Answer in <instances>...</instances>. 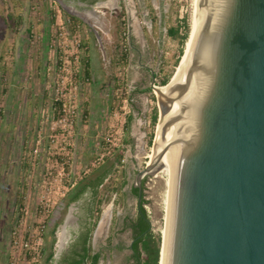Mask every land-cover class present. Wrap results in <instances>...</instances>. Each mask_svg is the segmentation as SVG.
Segmentation results:
<instances>
[{
  "label": "rangeland",
  "instance_id": "374dc122",
  "mask_svg": "<svg viewBox=\"0 0 264 264\" xmlns=\"http://www.w3.org/2000/svg\"><path fill=\"white\" fill-rule=\"evenodd\" d=\"M61 1L66 9L56 0H0V20L2 18L5 21L4 24L0 22L3 30L2 33L0 29V43L4 41L7 46L2 45L4 58L12 56L13 50L8 45L10 34L14 35L21 47L24 45L20 48L33 61L36 53H39L34 43L49 44L44 84L53 90L47 106L50 105L49 101L54 105L53 111H49V107L45 108L48 124L46 133H40L43 136L41 143L37 144L36 140L35 145L24 146L14 173L9 176L0 173V264H28L23 258L28 252L25 244L28 243L30 234H36L42 219L37 212L38 203H33L36 197L39 198V194L35 192L33 171L36 170L35 165L43 143L46 142L47 146V151L43 153L48 158L45 164L49 165H45V171L61 172L64 169L63 172L71 173L70 179H76L86 169H90L91 174L93 170L107 164V158H99L110 149L103 140L109 126L113 124L117 126L124 146L119 149L111 147L112 154L109 157L120 149H125L126 153L125 165L118 168L112 181L115 180L118 184L125 169L130 172L133 181L147 167L153 155L157 126L161 118L158 94L154 86L163 87L160 82L166 76L171 81L184 51L186 52V44L182 46L179 40L170 38L168 30L182 24L185 19L191 34L196 11V0H125L122 5L114 0L115 3L107 7H100L101 3H107L105 1L90 7L82 4L69 6L64 0ZM123 11L125 15L120 16ZM72 15L78 17L82 24L73 27ZM77 44L81 45L78 51ZM125 50L129 54L128 61L122 64L119 59ZM62 51L66 54H62ZM65 57L72 62L66 66L68 72L60 70ZM74 57L77 60L74 61ZM84 62H89V68ZM153 74L157 75L156 79L152 78ZM58 81L71 90L72 104L76 110L69 157L61 155L59 148L62 144L50 147L49 138L56 134L53 128H58V124L53 123L57 114L55 89ZM138 91L145 92H139L141 97L135 99L132 94ZM130 96L134 97L132 105L136 115L128 134L125 127L131 112ZM156 108L158 121L153 126L152 116ZM33 115L32 113V117ZM127 139H131L132 143H127ZM35 150H38V155ZM167 182L168 176L164 171L145 178L144 208L156 238H162L165 228ZM124 200L113 193L110 200L101 206V213L103 217L107 214L108 221L111 216L116 215L119 225L111 226L110 229L107 226L105 238L107 235L113 237L118 232L114 242L120 248L107 254L105 261L100 264H113L116 261L120 264H133L128 249L131 242L130 231L121 222L128 217L136 218L137 205L132 196L127 198L126 206ZM51 218L52 215L48 222H51ZM76 219L72 207L56 230L57 250L62 248L63 229L72 228ZM54 221L52 220V224ZM49 231L48 228L46 232ZM105 238L101 242H95L97 250L104 247ZM15 240L18 242L17 249L14 248ZM20 252L22 256L19 260L16 258ZM47 256L48 250L46 254L43 252L42 264H47Z\"/></svg>",
  "mask_w": 264,
  "mask_h": 264
},
{
  "label": "water",
  "instance_id": "95a60500",
  "mask_svg": "<svg viewBox=\"0 0 264 264\" xmlns=\"http://www.w3.org/2000/svg\"><path fill=\"white\" fill-rule=\"evenodd\" d=\"M184 56L137 176L141 200L145 176L171 171L159 264H264V0H199Z\"/></svg>",
  "mask_w": 264,
  "mask_h": 264
},
{
  "label": "crops",
  "instance_id": "0c3cea01",
  "mask_svg": "<svg viewBox=\"0 0 264 264\" xmlns=\"http://www.w3.org/2000/svg\"><path fill=\"white\" fill-rule=\"evenodd\" d=\"M1 21L4 24L5 21L2 18ZM2 24H0L1 28ZM5 27L9 29L8 26ZM1 31L3 33L2 29ZM2 45L7 48L4 41L0 43V173L9 176L14 173L15 168L17 170L16 165H18L24 146L26 144L35 145L37 136L40 133H46L48 123L46 122L45 108L49 107L48 110L53 111L54 105L49 101L48 104L50 105L47 106V101L50 100L49 97L53 96V90L52 87L49 89L44 84V71L47 66L46 53L49 44L44 42L42 44L34 43V47L39 52L34 56V61L31 59L32 57L23 52L21 48L24 45L21 47L14 39V35L10 34L8 39V45L13 50L11 54L13 57L4 58ZM38 54L40 55L38 56ZM29 75L30 77H28ZM139 92L132 94V96L138 99L141 97L138 94L145 91ZM132 96L129 97L131 98V112L128 120L131 118L133 121L136 114L133 112L132 99L134 97ZM32 113L34 114L33 117ZM109 117L110 115H108L107 120H109ZM45 151H47L46 142L41 147V153L35 165L37 167L33 171L35 192L39 194V198L42 195L49 197L56 205L54 208L56 209L70 189L88 176L91 171L86 169L76 179H70L71 173L67 172L63 182L59 183L56 172L53 170L45 171V163L48 161V158L44 157L46 153L43 154ZM50 173H52L53 178L49 175ZM54 178L55 182L53 181ZM45 179L46 181H43ZM39 198L36 197L33 203H38Z\"/></svg>",
  "mask_w": 264,
  "mask_h": 264
},
{
  "label": "trees",
  "instance_id": "16d2710c",
  "mask_svg": "<svg viewBox=\"0 0 264 264\" xmlns=\"http://www.w3.org/2000/svg\"><path fill=\"white\" fill-rule=\"evenodd\" d=\"M78 1L94 6L101 0ZM124 15V11L120 13V16ZM71 20L73 27L82 24L81 20L76 16H71ZM189 35L190 27L185 19L182 24L168 30V36L173 40H179L182 46L187 43ZM181 53H183V48L181 49ZM128 55L126 50L125 53L120 55L119 60L122 64L127 63ZM85 65L89 68V62H86ZM87 74H89L88 71ZM154 77L156 79L157 75H154ZM168 83L169 77L166 76L161 80L160 86L164 87ZM157 121L158 110L156 108L152 116V125H156ZM131 124L132 119L130 118L125 127V132L128 134ZM127 143H132L131 139H127ZM125 153V149H120L113 156L107 158L105 166L93 170L91 174L79 181L60 201L56 209H54L51 222L47 221L45 224L46 229L48 230L49 228L50 230L49 233L46 232V229L44 232L45 243L43 252L46 254L48 250L47 264H98L100 254L94 253L92 239L100 218L102 204L110 200L111 194L120 193L125 185V181L123 180L120 181V184L118 183L119 185L115 180V182L112 181V177L118 168L125 165ZM144 183L145 180L142 184ZM134 193L138 195L139 188H135ZM145 203L146 201L142 200L137 218L138 221L134 229L136 235L131 248L134 252L132 258L135 260V264H159L162 238L161 236L156 238L152 233L151 223L144 208ZM71 207L76 209L77 228L69 229L71 240L68 242L67 248L57 255L56 230L63 222ZM52 220H55L53 224Z\"/></svg>",
  "mask_w": 264,
  "mask_h": 264
},
{
  "label": "built area",
  "instance_id": "2783aa9c",
  "mask_svg": "<svg viewBox=\"0 0 264 264\" xmlns=\"http://www.w3.org/2000/svg\"><path fill=\"white\" fill-rule=\"evenodd\" d=\"M81 47L80 44H77V51ZM62 54H66L65 51H62ZM77 60V57H74ZM72 62L68 59V57H65L62 61V67H60V70L67 71L66 66H69ZM75 63V62H74ZM68 72V71H67ZM85 80L88 82V79ZM155 84V83H154ZM55 96H56V117L54 118V125L58 124V128H53L54 136H51L50 139V147H56L58 143L62 144V146L59 148V151L62 153L61 155H65L64 157H69L68 151L71 147V139L73 137V127H74V119H75V106L72 104V92L69 90L63 82L60 83L58 81L55 89ZM56 127V126H54ZM43 136L41 134L38 135L37 138V144H40L42 141ZM106 144L110 147L108 149V152L101 155V158L99 160H102L104 158H108L112 152L111 147L114 148H121L123 147V140L122 136L119 134V130L116 125L111 124L108 128V132L106 136L104 137V140ZM51 147V148H52ZM69 149V150H68ZM36 155H38V150L34 151ZM68 159V158H66ZM67 162V161H66ZM64 163L62 162L61 165ZM64 170V169H62ZM56 172V178L59 181V183L63 182V179L65 178V175L67 176V172ZM49 175L52 176V173ZM55 182V178L53 180ZM62 185V184H60ZM52 187V186H51ZM37 206V212L40 215V226L36 232V234H30L28 238V243L25 244V247L28 248V252L23 256L25 258L24 260L27 261L28 264H42V255H43V249H44V232H45V224L48 221L49 217L53 214L55 204L52 200H50L49 197L42 195L39 200ZM45 219V220H44ZM14 248H18V242L17 240L14 241ZM17 254V253H16ZM22 253L20 252L18 254V258L21 259Z\"/></svg>",
  "mask_w": 264,
  "mask_h": 264
},
{
  "label": "flooded vegetation",
  "instance_id": "af4514ba",
  "mask_svg": "<svg viewBox=\"0 0 264 264\" xmlns=\"http://www.w3.org/2000/svg\"><path fill=\"white\" fill-rule=\"evenodd\" d=\"M65 1V3L66 4H69V6H72V5H75V4H82V5H86V7L88 6V7H90V5L89 4H86V3H82V2H80V1H76V0H64ZM102 1H105V2H107L108 0H101L100 2H102ZM120 5H122V4H124L125 3V0H116ZM146 1V0H145ZM128 2H129V0H128ZM99 3V2H98ZM123 8L124 9H126L124 6H123ZM126 11V10H125ZM126 13H127V11H126ZM154 75V74H153ZM152 75V78L154 79V76ZM137 176H138V174H137ZM137 176L133 179V181H132V179H131V175H130V172H128L126 169L124 170V173H123V178H122V180L123 181H125V185L123 186V188H122V190H121V192L120 193H114L117 197H121L123 200H124V202L127 200V198L129 197V196H132V198L134 199V200H136V205H137V213H136V218L135 219H132V218H126L124 221H122L121 222V224L123 225V227L125 226V229L127 230V229H129V231H130V236H131V242H130V244H129V247H128V249L130 250V252H131V259H132V262H133V264H135V260L132 258V255H133V250L131 249L132 248V245H133V243H134V241H135V232H134V229H135V226H136V224H137V218H138V215H139V211H140V206H141V202H142V200H144V184H142V182L145 180V178H146V176L142 179V181H141V185H142V190H143V193H142V199L141 200H139V196H140V194H138V195H136L135 193H134V189L135 188H138V184H137ZM119 184H120V182H119ZM118 184V185H119ZM127 205V201L125 202V205L124 206H126ZM73 209H74V211L76 210L74 207H73ZM103 219V215H102V213H100V218H99V221H98V224H97V227H96V229L99 227L98 225H100V221ZM108 221V219H106V222ZM100 222V223H99ZM119 222L117 221V218H116V215H115V217H113V216H111V218H110V221L109 222H107L106 224H107V226L109 227V229H110V227L111 226H115L116 227V225L118 226L119 224H118ZM109 224V225H108ZM73 227L72 228H74V229H76L77 228V219H76V222H75V224L74 225H72ZM95 229V230H96ZM106 229H107V227H106ZM106 229L104 230V232L101 234V236L98 238V239H96V240H93L92 239V245H93V250H94V253H99L100 254V260H99V262H98V264H100L101 262H104L105 261V259H106V256H107V254H112L113 252H115V251H117V250H119V248H120V246L119 245H117V244H115V242H114V240L117 238L116 237V235H118L119 233L118 232H115V234H114V236L112 237V236H106V238H105V231H106ZM63 232H64V234H63V243H62V248L61 249H59V250H57V255L60 253V252H62V250H64L65 248H67V244H68V242L71 240V235H70V233H69V230H68V228L66 229V228H64L63 229ZM95 232V231H94ZM109 233V232H108ZM94 237V236H93ZM105 238V241H106V243H105V245H104V247H102L101 246V248L100 249H96L95 248V242L97 241V242H101L102 241V239H104ZM95 239V238H94ZM113 264H120L119 262H113Z\"/></svg>",
  "mask_w": 264,
  "mask_h": 264
},
{
  "label": "bare ground",
  "instance_id": "6f19581e",
  "mask_svg": "<svg viewBox=\"0 0 264 264\" xmlns=\"http://www.w3.org/2000/svg\"><path fill=\"white\" fill-rule=\"evenodd\" d=\"M113 2H114V0H108L107 3H101L100 7H107V6H110V5L112 6ZM194 12H195L194 13L195 15H194L193 18H195V20H194L193 25H192L191 34H190L189 39H188V41L186 43V47H185L186 52H185V56L183 58V66H184L185 62L187 61V59H188V57H189V55H190V53L192 51V48H193L194 43H195L196 35H197V32H198L199 0H196V11H194ZM182 68L183 67L178 68L177 72L175 73L176 75L172 79V82L170 83L169 86H167V87H159V88L155 87L159 99H161V97L164 95V93L167 92L174 85V83H175L180 71L182 70ZM163 121H164V117L161 116L160 121H159V125L157 126V132H156V138H155V147H156L157 142H158L160 128H161V125H162ZM154 150H155V148L153 149V155L151 156V161H150L151 162V166L157 160L154 157ZM150 162H149V164H150ZM159 163L163 165V163H161L159 161L156 164L159 165ZM164 167L165 168L162 171H164L167 174V176H168V182H167V184H168V193H167V201H166V209H165V214H166L165 216H166V223H167V214H168L169 199H170V189H171V171H170V168L168 166H166L165 164H164ZM155 168H157V167H155ZM108 213H110V211H108ZM106 219H107V214L104 215L103 219L100 221L101 223L99 222L100 225H98L99 227L96 230L95 240L98 239L101 236V234L104 232V230L106 229V227H107L106 223L109 222V221L106 222ZM166 223H165V225H166ZM165 234H166V228H164V231H163V234H162V240H163L164 244H165ZM164 244H163V250H164ZM161 245H162V243H161Z\"/></svg>",
  "mask_w": 264,
  "mask_h": 264
}]
</instances>
